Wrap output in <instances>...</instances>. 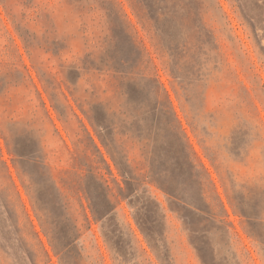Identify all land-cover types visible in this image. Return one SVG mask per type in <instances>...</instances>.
Returning <instances> with one entry per match:
<instances>
[{
  "label": "rangeland",
  "instance_id": "374dc122",
  "mask_svg": "<svg viewBox=\"0 0 264 264\" xmlns=\"http://www.w3.org/2000/svg\"><path fill=\"white\" fill-rule=\"evenodd\" d=\"M26 1L7 0L9 12L0 0V128L13 145L27 151V158L16 160L26 180L34 185L40 174L52 187L51 174L61 176L74 158L88 165L94 157L89 131L112 171L103 168L102 173L116 204L114 226L129 242L125 253L116 252L90 213L87 229L79 199L70 190L59 196L52 188L50 204L58 208V225L78 223L79 231H73L78 264H162L161 257L167 254L170 264H201L193 243L205 245L217 264H264V0H197L206 39L200 49L197 36H191L184 55L173 50L162 30L170 14L154 19L147 15L145 22L134 0H118L126 15L122 26L131 39L106 42L103 38L111 32L99 8L102 0H33L32 7L25 8ZM186 39L179 33L177 41ZM137 48L142 62L133 69L131 60L119 66L120 55L133 57ZM170 67L183 77V90ZM159 82L166 94L160 89L158 97L151 87ZM132 89L140 92L141 101L131 97ZM182 94L190 101L187 106ZM168 99L228 212L222 219L206 179L192 183V195L204 190L216 215L215 220L191 225L193 232L175 203L148 178L151 155H157L163 179L178 189L185 180L173 166L176 162L168 152L173 138L156 110L159 102L169 105ZM98 113L101 130L95 119ZM0 147V264H49L29 219L51 261L60 264L1 134ZM117 163L131 179L127 184ZM120 192L139 201L141 208L140 203L158 212L162 227L156 247L148 245L129 202L118 203ZM47 224L53 228L52 216ZM64 259L75 264L68 253Z\"/></svg>",
  "mask_w": 264,
  "mask_h": 264
},
{
  "label": "trees",
  "instance_id": "16d2710c",
  "mask_svg": "<svg viewBox=\"0 0 264 264\" xmlns=\"http://www.w3.org/2000/svg\"><path fill=\"white\" fill-rule=\"evenodd\" d=\"M75 1L79 2V0ZM134 1L137 2L138 10L140 13H142L141 17L144 19L145 22H149V18H147V15L154 19L155 17H158L160 15L163 16V14L165 16L170 14V19L167 20V23L162 26V30H164L165 33L168 35L169 44L170 46L174 45L172 48L177 54L183 53L182 55H184L185 49H187L188 46L189 38L193 35H196L198 42H201L199 43L200 46H197L201 49L202 43L205 42L206 35H204V32H202V29H204V27L201 23L202 8L200 6V2H198L197 0ZM32 3L33 0H27L25 3H23V6L25 8H31ZM2 4L5 9L10 12L11 8L8 6L7 0H2ZM99 8L101 11H104L107 17L108 26L106 27V30H109L111 32L110 35L108 34L104 36L103 39L105 42L115 38L118 41H121V39H124V41H126L127 39H131L130 36H128L126 29L122 26L123 17H126V15L124 14L122 5L118 0H102V4ZM244 11H246L245 8ZM121 12L123 14H121ZM247 15L251 17V15H249L248 13ZM24 17L25 16L23 15L22 19ZM131 28L135 31V28L133 26H131ZM179 33L180 35L186 36L187 39L183 40L182 42L177 41ZM20 36L22 37L21 34ZM137 37L139 38L138 35ZM11 39L14 43V39ZM23 40H25V44L26 42H28V40L25 38ZM140 43H142L141 39ZM143 50L147 51L146 48H144ZM135 51L137 52H133V57H129L132 55H127V57L124 55H120L121 57H119V66L124 67L131 60V65L129 68L133 69L137 67L142 62V51L139 48H137ZM147 53H149V51ZM18 56L20 60L21 55L18 54ZM20 62L22 61L20 60ZM191 65V71L193 73V63H191ZM23 68L26 69L24 63ZM176 70L180 69L176 68ZM170 73L174 81H176V84L179 89L183 90V77L180 74H177L174 71L173 67H170ZM157 84L158 86L151 87L153 92H155L158 97L160 95V89L166 94L164 87H161V83L159 82ZM35 92L37 93L39 103L45 113L46 118L50 122H52L45 101L42 98L41 93L38 92V90L36 89V87ZM130 94L131 97L135 98L138 102L141 101V94L136 89H132V92ZM182 96L185 100L184 105L187 106L190 101L187 97H185L184 94H182ZM168 104L169 105L165 106L163 105V103L159 102L156 104V107H158L156 108V110L158 109L160 113L161 124L165 128V131L168 134L169 138H173V142L170 144L168 149L169 156L172 157L176 162L175 164H173V166H176L182 171L185 180L182 184V189H178L177 185L171 183V180L163 179L158 173L159 171L156 161L157 155L154 157L151 155L148 165V178L150 179L149 183L156 185L160 190L164 192V194L169 198V200L175 203L177 210L181 211V220L186 223V225L188 226V230L190 232H193L190 227L191 225L196 223V226H199L201 225V221L208 218L215 220L216 215L213 212L211 204L205 198L204 190L201 189L199 193L195 195L196 197L192 195V183H199V181L206 179V181H208V183L212 186L213 193L215 195V200H217L218 203L217 205L221 207V218L224 219L228 217V212L224 206L220 194L217 192L215 183L211 178L210 172L201 162L196 152L188 142L186 133L181 125L180 120L173 111L169 99ZM83 113L84 115L88 116L85 111H83ZM74 115L77 116L75 112ZM95 116V119L97 120L96 122L99 126L98 128L101 130V114L98 113V115L96 114ZM85 131H87V129H85ZM87 133L91 141V150L92 155H94V157L90 159V163H88V165L81 164L80 162H78L77 158H74L71 168L63 171L61 176L57 177L54 174H51L50 181L53 184L52 187L50 184L45 183L46 180L45 182L42 180L43 177L41 178L40 174V180H38L37 183H35L34 185L33 183H30L26 180L25 170H21L17 166L16 160L20 161L22 159L27 158V151H25L26 149L24 148L18 149L17 145H13L7 139L5 132L0 128L1 137L5 141V145L9 154L13 156L14 167H16L17 169L19 178L22 182L27 196L29 197L30 203L38 218L42 231L48 237L49 243L53 249L54 254L58 256L60 260V264H68L67 261L64 259V254L67 253L74 258V263L78 264L76 260L78 254L74 252L75 248L77 247V235L74 236L73 231L76 230L78 232L79 227L77 221H75L73 225H70L68 223H63V225H61V222L58 225V208L54 204H50V196L53 189L57 191L59 196H61L65 192V190H70L79 199L80 208L82 209L84 216V221L87 223V229H91V218L89 215L90 213L92 219L100 223L105 239L109 242L110 245H112L116 252L119 251L122 254L125 253L129 244L128 240L124 238V234L120 230L119 226H114L116 220L114 218L115 216L113 213L116 208V204H112L111 196L109 195L108 191L109 185L107 179L104 176L105 174L102 173V170L104 168L109 174H112L111 168L89 131H87ZM178 135L180 138H178ZM101 140L103 142L102 138ZM84 166H87L86 173H84ZM6 167L8 170V166ZM117 168L124 177L125 184H127L129 180L131 181V179L129 178V176H127L125 172L126 170L124 169V167H122L121 164L117 163ZM8 173L10 178L12 179L9 170ZM119 190L121 191L122 188H120ZM119 196L120 198L118 199V203H120V201L127 200L130 206L134 208L133 217L138 228L146 239L148 245L150 247H156L158 244L157 240L159 239H157V237L158 234L161 232L160 229L162 227V219H160L156 209L150 205L147 206L140 203V205L144 206L143 208H141L139 206V201L135 203L133 198L130 197L131 195H123L120 192ZM197 197L200 198L201 201ZM43 203H46V205H44ZM118 203L117 205H119ZM23 207L25 210H27L24 203ZM159 208H161L160 205ZM48 216H52L53 228L49 227L47 224ZM27 217L29 218L28 213ZM198 217H201V220H198ZM29 221L33 229V233L35 234L39 243L42 245L45 256L47 257V263L54 264L51 261L49 251L45 248L44 243L40 238L39 232L35 230V226L33 225L30 219ZM201 228L204 230L205 227ZM135 240L138 241L136 238ZM192 245L196 250L198 259L201 264H217L214 259L213 253L208 251L207 248H205V245H203L202 243H193ZM161 259L162 261L160 260V262L162 264H170L171 257L168 254L162 255Z\"/></svg>",
  "mask_w": 264,
  "mask_h": 264
}]
</instances>
